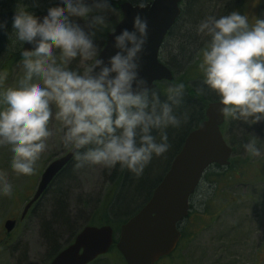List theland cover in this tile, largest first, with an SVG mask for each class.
I'll return each mask as SVG.
<instances>
[{"label":"clouds","instance_id":"9594fccd","mask_svg":"<svg viewBox=\"0 0 264 264\" xmlns=\"http://www.w3.org/2000/svg\"><path fill=\"white\" fill-rule=\"evenodd\" d=\"M127 2L145 7L154 0ZM111 3L50 0L40 16L33 10L40 0H14L10 24L0 19V33L22 45L17 85L8 86V72L0 70V147L7 148L9 167L17 175L34 173L53 120L75 169L118 167L137 177L171 147L167 130L187 121V113L175 111L183 103L185 84H169L161 92L141 75L148 40L144 16L134 15L131 29H113V53L100 54L95 37L105 16L93 13ZM195 31L206 38L200 50L202 86L215 94L221 116L250 125L264 122V15L250 24L234 9L206 16ZM77 58L82 71L70 67ZM243 147L250 157L261 155L256 137ZM12 191L0 173V196Z\"/></svg>","mask_w":264,"mask_h":264},{"label":"rangeland","instance_id":"374dc122","mask_svg":"<svg viewBox=\"0 0 264 264\" xmlns=\"http://www.w3.org/2000/svg\"><path fill=\"white\" fill-rule=\"evenodd\" d=\"M115 1V8L109 7L100 13H93L105 16V24L96 30L95 40L99 51L102 50L107 33L115 29L122 18L119 8L121 0ZM226 1L228 2L229 0H199L198 2L183 0L182 8L185 19H187L186 27L192 32L191 34L196 33V24L194 25L190 22H193L191 15L193 16L197 9L203 10V18L209 14L222 15L220 9H225ZM247 1L253 5L256 11L251 8L248 11H243V14L249 17V14L253 13L254 20L257 16L264 15V0ZM0 2L4 3V0H0ZM9 5L12 6V3H9ZM211 5L213 8H210ZM48 6H50V0H40L39 7L33 10L43 11ZM208 10L210 13H208ZM200 16H202V13ZM200 16L196 18L197 21H199V18L201 19ZM81 23L83 24V21ZM190 42L193 43L192 51L194 54L190 53L189 62H184L183 68L174 69V73L177 79H180L183 75L187 76V80L182 81L186 90L190 91L194 87L198 93H201V91H205L202 86V73L199 67L201 47L199 43L197 45V39H193ZM18 43L13 42L11 39L12 46L17 47ZM70 67L80 71L83 70V65L80 63L79 58L74 60ZM22 73V64L15 66L9 71L6 84L8 86H16ZM180 81L177 80L176 83ZM162 86L164 87L165 85ZM196 94L193 93V95ZM206 94L210 99L216 98L215 94L208 89ZM197 96L199 95L197 94ZM186 99H189V97L184 96L183 101H186ZM191 100H193V104H196L194 106L198 110L199 108L201 109V105L196 99L191 98ZM187 105L190 106V103ZM183 124L184 122L181 125ZM49 127L52 129V136L49 137L47 147L34 166V173L30 176L14 173L9 167L10 155L7 148L0 147V173H3L13 185V191L10 196H0V264H49L52 258V244L56 245L57 249L60 250L71 243L74 236L81 230L91 225L94 220L100 218L105 212L107 214L108 199L115 195L114 191H112L113 181L111 180L114 169H108L100 165L74 169L72 172L64 173L59 179H56L41 199L32 207L25 219L20 221L23 208L33 196L45 168L50 162L58 159L69 150L61 142L62 132L60 131L59 123L54 120L50 121ZM232 127L246 129L245 131L238 130V133H246L240 135L242 136V142L256 137L257 145L258 147L261 146L260 148L263 149L264 153V122L250 125L225 117L222 129L226 128L223 133L225 140L229 144L233 140ZM178 128H169L167 130L169 141L172 144L169 150L159 157L154 156L151 160L155 168L150 169L149 184H146V188L149 187L148 191H151L154 183L156 184L163 176L173 154L179 148L177 143L183 133L182 126L180 127L182 131L177 136L170 138V133H174ZM239 149L242 151L243 147L239 145ZM246 156L249 155L246 153ZM249 158L254 162L260 159V156H249ZM206 188H210L209 191L215 190L216 195L214 198L207 195L199 199L202 201L201 205L206 209L205 222L199 233H196L195 240L189 244L188 264H260L259 247L256 244L259 232L256 229L263 222L262 203L264 202V194L259 193L258 195L261 198L257 197L255 199L242 192L234 194L230 181L224 179H221L216 184L209 183L208 185L204 183L200 190L205 191L207 190ZM121 193L122 189L120 190ZM232 196L237 198V202L234 205L231 203ZM195 199L197 201L198 196ZM121 200L122 197L116 202V207L114 205L111 209L115 220L109 214L110 219L113 221H121L124 218V213L135 209L134 206L126 207L124 202L121 203ZM252 204L257 208L261 206V213L259 211L253 212L257 213L258 218H249ZM218 206L219 210L225 209L220 213V219L215 216L210 218L213 212H217ZM233 206L236 207V214L233 213ZM13 218H16L17 224L11 233H7L4 223L6 220ZM113 227L116 230V227ZM233 227H236V229L234 230ZM115 232L118 239V228ZM114 253L110 254L106 259L111 264H121L115 258Z\"/></svg>","mask_w":264,"mask_h":264},{"label":"water","instance_id":"95a60500","mask_svg":"<svg viewBox=\"0 0 264 264\" xmlns=\"http://www.w3.org/2000/svg\"><path fill=\"white\" fill-rule=\"evenodd\" d=\"M180 2L181 0H154L145 7H136L128 2L120 4L123 18L115 28L117 32L124 27L131 29L132 17L137 13L148 21V40L143 52L141 75L148 79L153 88L155 81L173 79L172 72L159 62L158 51L166 33L180 15ZM44 14L45 12L39 15ZM11 16V12H6L0 15V19L7 18L10 24ZM111 42L110 34L101 55L107 57L113 53ZM6 47L7 37L0 33V54ZM218 107V100L209 103L206 120L188 134L182 149L149 202L122 225L117 248L127 264H154L160 257L169 254L180 237L176 224L188 214L189 198L204 172L213 164H229L231 148L221 132L225 117L221 116ZM72 159V152L69 150L66 155L47 166L34 196L22 212L21 219L25 218L29 209L43 196L55 177ZM15 225L16 220H7L4 224L8 232ZM113 242L114 229L110 225L86 226L74 242L58 253L50 264H89L108 253Z\"/></svg>","mask_w":264,"mask_h":264},{"label":"flooded vegetation","instance_id":"af4514ba","mask_svg":"<svg viewBox=\"0 0 264 264\" xmlns=\"http://www.w3.org/2000/svg\"><path fill=\"white\" fill-rule=\"evenodd\" d=\"M226 3L227 4H226L225 9L224 10L220 9V11H223L222 15H226L234 9L239 10L240 12L248 11L251 8L253 10H255L253 5L247 0H229ZM112 7L115 8V6H112ZM12 8H13V5L8 6L6 4L3 7L0 6V15L3 13H6V12L12 13ZM246 8H248V9H246ZM180 9H181V14L178 16L175 23L171 27V29L166 33V35L163 38L162 43L159 47V51H158L159 62L161 64H163L164 66H166L173 73H174V69L183 68L184 62H187V63L189 62V56L187 57V56H185V54H190V53L194 54L192 51V47H189L190 44L191 45L193 44L190 41L193 39H197L198 40L197 45L199 43V46L202 48L204 45V39H206V38L202 39L198 35L194 36V37L190 36V32H189L188 28L186 27L187 26L186 25L187 19H185V14H184V11L182 8V4H180ZM34 11L36 12L37 15L45 12V10L40 11L38 9L34 10ZM218 16H220V15H218ZM253 18H254L253 13H250L249 14L250 24L254 23ZM109 34H110V32L107 33L106 37L104 38V42H103L104 45L102 47V50H104L108 44ZM21 50H22V45L19 44L17 47L12 46L11 45V38L7 37V47L0 54V70H5L9 74V71L12 70L15 66L21 65L22 64V62H21L22 57L20 55ZM174 82H175V80L158 81V82H156L155 89L163 92V90L169 84H174ZM162 85H165L166 87L165 86L163 87ZM191 98H193V96ZM197 101H199V100H197ZM214 101H217V99L216 98L211 99L206 105L200 104L201 110H203V112H204V117H203L202 121H200L197 124L195 129L203 121H205L206 109H207L209 103L214 102ZM222 128H223V126L221 127V132H222V135L224 137L223 132L226 130V128H224V129H222ZM238 130H244L245 131L246 129L232 127V138H233V140L231 141L230 144L225 140L227 145L231 148V155H230V159H229V164L226 166H220L218 164H213L207 168L204 175L200 179V182H199L197 188L195 189V191L191 194V196L189 198L188 214L186 216H184L176 224V229L180 233V237L176 243L175 248L169 254L160 257L154 264H188V260H189L188 253H189V247H190L189 244H191L195 240V237L197 236L196 233H199L201 228H203V223L205 222L204 216H205L206 209L204 206L201 205L202 201L199 199H202L207 195L214 198L216 195L215 190L209 191L210 188H206L207 190L201 191L200 188L204 183L208 184V185H209V183L216 184V183H219L221 181V179H224V180L230 181L231 187L234 191V194H237L239 192L246 193V194H248V196L250 198H253V199H255L257 197L261 198V196L258 195L259 193L264 194V153H263V149L260 148L261 149L260 159H257L254 162L251 161L249 156H246V152H245V149L243 147L244 143H246L247 141L242 142V136H240L241 134H246V133H238ZM192 131L193 130H191L190 132H192ZM188 134H187V136H188ZM238 134H239V136H238ZM187 136L184 138L183 143H182L179 151L177 153L173 154V156L169 162V165L167 167V170L165 171L163 176L160 178L157 186L160 184V182L163 180L166 173L169 171V168H170L174 158L177 156V154L182 149ZM240 143H242V144H240ZM239 145L241 147H243L242 151L239 149ZM259 147H261V146H259ZM72 161H73V159L58 174V176L55 178V180L57 178H59L61 173L67 168V166ZM62 175H63V173H62ZM221 175H223V176H221ZM156 187L154 188V190L156 189ZM154 190L150 193L149 198L143 203V205L141 207H138L137 210H134L133 214L129 218H127L124 222H120V224L121 223L122 224L118 228L119 231H120L122 225H124L133 216H135L137 213H139L140 210L149 202V200L153 196ZM197 196H198V199L196 201L195 198ZM231 199H232L231 203L233 205L236 204V202H237L236 196H232ZM260 207L257 208L254 204H252L251 210L249 213V218H253V219L258 218L257 213H253V212L259 211L261 213ZM222 210H225V209L219 210V206H218L217 212H213L212 217H210V218H213L215 216L217 219H220V217H221L220 213H222ZM233 213L236 214V207L235 206H233ZM262 218H263L262 224L256 229V231L259 232V234L256 238V244L259 247L258 256H259L260 261H261L260 264H264V202L262 203ZM13 219L16 220V218H13ZM233 229L235 230L236 227L235 228L233 227ZM77 235L74 236L72 242L74 241V239L76 238ZM118 240H119V238L117 240H114V243H113L108 254L100 256L99 258H97L95 261H93L90 264H111V262L106 258L109 257L110 254H112L113 252H115L114 253L115 258L117 260H119L121 264H127L124 257L122 256V254L119 252V250L117 248ZM234 240H235V237H234ZM71 243H69V244H71ZM67 246H65L64 248H66ZM64 248H61L60 250L59 249L56 250L55 253H52V251H51L52 258H51L50 262Z\"/></svg>","mask_w":264,"mask_h":264},{"label":"trees","instance_id":"16d2710c","mask_svg":"<svg viewBox=\"0 0 264 264\" xmlns=\"http://www.w3.org/2000/svg\"><path fill=\"white\" fill-rule=\"evenodd\" d=\"M123 0H121L120 2H122ZM193 2H198L199 0H192ZM201 1V0H200ZM26 2H30L29 0H26ZM114 4H115V0L113 1ZM227 2V1H226ZM9 3H12V5H14V0H4V3L0 2V6H2L3 4L4 5H8ZM116 5V4H115ZM210 8H213V6L211 5ZM37 10V9H36ZM212 12H214L212 10ZM202 13V16H200ZM203 10L201 9H197V11L194 12V15L192 16L191 15V18L193 19V22H190V23H193L194 25L198 24L200 20L204 19L203 18ZM208 13L209 10H208ZM220 13L222 14L223 11H220ZM197 14V15H195ZM209 15H213V14H209ZM207 15V16H209ZM201 17V19L199 18V21H197L196 18L198 17ZM205 17V16H204ZM189 19V18H188ZM189 23V22H188ZM190 32V36H196L197 33H193L191 34L192 32ZM189 47H192V45L190 44ZM190 54H185V56H189ZM184 56V55H183ZM187 76L183 75L180 77V79H177L175 78V82L178 80L180 82H184L186 79ZM163 88V87H162ZM206 88H205V91H201V93L197 92L196 89L193 87L191 88L190 91L186 90L185 89V95L184 96H188L189 99H186V101H183L185 103H182L178 108L175 109V111L177 112V114H181V113H187V116H188V119L186 122H184L182 126L183 128V133L180 135V139L177 143V145H179V148L175 151V153H177L183 143V140L184 138L187 136V134L191 131V130H194L195 127L197 126V124L202 121L203 117H204V112L203 110H201L199 108V110L194 106L196 105L195 103L193 104V100H191V97L193 96L192 99H197L199 100L198 102L200 104H203V105H206L208 103V100L210 99V97L206 94ZM193 93H197L199 96L196 95H193ZM211 100V99H210ZM187 101L188 103H190V106H188L187 104ZM196 120V123L194 124ZM194 124V125H193ZM180 126V127H181ZM178 128L175 130L174 133H170V138L172 136H177V134H179L182 130V128ZM169 137V135H168ZM175 139V138H174ZM170 142V141H169ZM171 144V143H170ZM172 145V144H171ZM174 153V154H175ZM75 161L73 160L68 166L67 168L62 172L63 174L64 173H69V172H72L75 168L73 167ZM151 168H155V165L150 162L147 167L144 169V172L141 176L137 177L135 176L134 174L128 172L127 170H119V168H114V171H113V174L111 176V180L113 181V188H112V191H114L115 195L113 197H111V199L109 198L108 200V203H107V214L106 212L100 217L98 218L97 220H94L91 225H96V226H102V225H111V226H115L116 229L119 228V224L120 222H124L127 218H129L134 210H136L138 207H141L143 205V203L149 198L150 196V193L154 190V188L157 186V184L159 183V181L154 185L152 186L151 188V191H148V188H146V184L148 183L149 184V179H150V172H151ZM62 173L61 175L59 176V178L62 176ZM223 176V175H221ZM57 178V179H59ZM122 189V193L120 194V190ZM149 192V193H148ZM122 197V200H121V203L124 202L125 206L126 207H131V206H134L135 209H133L131 212L128 211L126 213H124V218L121 220V221H113L112 219H114V217L112 216V208L116 207V202ZM118 199V200H117ZM109 214L111 216L112 219H110L109 217ZM115 220V219H114ZM53 247V248H52ZM52 247L51 249L52 250V253H55L57 249L56 245H53L52 244Z\"/></svg>","mask_w":264,"mask_h":264}]
</instances>
